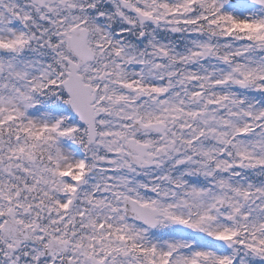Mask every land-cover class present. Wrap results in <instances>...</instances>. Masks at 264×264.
Returning <instances> with one entry per match:
<instances>
[{"label": "snow or ice", "instance_id": "1", "mask_svg": "<svg viewBox=\"0 0 264 264\" xmlns=\"http://www.w3.org/2000/svg\"><path fill=\"white\" fill-rule=\"evenodd\" d=\"M0 264H264V0H0Z\"/></svg>", "mask_w": 264, "mask_h": 264}]
</instances>
